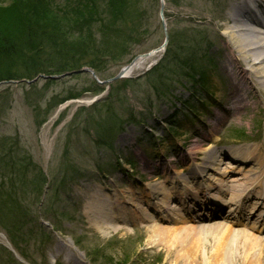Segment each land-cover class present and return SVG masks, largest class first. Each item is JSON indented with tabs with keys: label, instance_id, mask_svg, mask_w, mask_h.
I'll return each instance as SVG.
<instances>
[{
	"label": "rangeland",
	"instance_id": "1",
	"mask_svg": "<svg viewBox=\"0 0 264 264\" xmlns=\"http://www.w3.org/2000/svg\"><path fill=\"white\" fill-rule=\"evenodd\" d=\"M11 1L0 0V7ZM160 1L140 4L144 24L127 31L138 32H133L137 43L127 44L125 61L116 63L108 53L84 54L99 63L100 77L107 81L128 60L159 49L167 30L171 41L157 67L144 66L129 82L111 86L85 74L0 87V151L9 153L18 140L47 176L35 190L29 181L35 172L29 170L22 196L18 186L6 185L12 201L8 208L0 206V264H264V233L251 229L257 219L237 227L232 218L194 222L192 217L200 216L192 213L184 223L171 222L145 203L149 187H173L176 173H193L189 162H195V170L204 165L208 147L223 155L256 150L264 159V88L249 89L251 73L243 79L249 67L237 63L224 37L241 0H165V24L157 9ZM122 24L133 26L129 18ZM92 27L98 29L95 23ZM79 37L74 32L68 41ZM40 57L57 58L53 49ZM48 63L49 77L68 73H59V63ZM192 65L198 67L190 72ZM236 84L247 98L243 103L231 101ZM96 85L102 88L97 94ZM75 95L80 99L63 104ZM229 159L223 156L214 177L225 184L256 168ZM185 189L177 188L180 193ZM117 200L135 214H126L124 221L104 220ZM97 204L105 205L101 213ZM146 214L152 218L145 219ZM221 225L229 234L222 235ZM222 238L229 243L218 251Z\"/></svg>",
	"mask_w": 264,
	"mask_h": 264
},
{
	"label": "trees",
	"instance_id": "2",
	"mask_svg": "<svg viewBox=\"0 0 264 264\" xmlns=\"http://www.w3.org/2000/svg\"><path fill=\"white\" fill-rule=\"evenodd\" d=\"M100 3L105 4L103 10ZM139 3L137 0H88L82 3L76 0H12L7 7H0V84L10 80L32 81L42 74L48 76L50 60L59 63L61 74L85 66L99 71V63L87 59L89 57L85 53H108L114 55L116 63L125 61L127 44L133 40L137 43L133 32L138 31H127L136 29L141 22L144 12ZM126 18L132 21L130 28L123 27L122 22ZM94 23L98 27L95 31ZM74 32L82 34V37L70 43L68 37ZM134 46L129 49L133 50ZM52 49L56 59L40 57L42 52ZM15 144L9 153L0 151V206L7 208L12 199L6 192L9 191L6 185L18 186L17 195L22 196L25 194L23 178L27 177L29 170L34 172L31 155L21 149L18 140ZM6 165L10 166L9 170H4ZM29 181L37 190L46 179L39 170L31 173Z\"/></svg>",
	"mask_w": 264,
	"mask_h": 264
},
{
	"label": "bare ground",
	"instance_id": "3",
	"mask_svg": "<svg viewBox=\"0 0 264 264\" xmlns=\"http://www.w3.org/2000/svg\"><path fill=\"white\" fill-rule=\"evenodd\" d=\"M228 22L233 26V28L227 29L224 32V37L231 42L232 48H234V52L237 54L235 58L237 63L239 65L244 64L245 67H249L250 69H248V74L246 72L247 70H244L246 72L244 74L246 75L243 76V79H245L246 76L251 73V76L246 78V80L249 81V89L253 90L255 87H257V89L259 88L258 90H260V86L264 88V0H241L239 7L235 8L233 17L228 19ZM254 58L257 60V62L254 60ZM144 66H148V63L146 62L138 63V65L136 64V66L132 69L133 71L131 74L143 68ZM240 91H242L241 85L236 84L235 92L231 93L232 102H236L237 104L243 103L244 100H247V98L245 99V95L242 94L241 96L239 94ZM203 153L206 154L207 158L204 165H199L201 172L194 176L191 175L189 179H193V183L195 185H199L200 188H202L201 194H206L205 201L202 202L199 200V191L194 192L193 189L189 201L194 202L195 207L202 211L205 209L204 207L206 203L210 202L209 205L212 204L213 206L217 207V204L221 203L220 201H222L220 208L216 209L218 211L216 214L220 217L222 212L221 210H223L221 215L223 219H230L231 214H229L226 209L234 207L232 212L233 214L238 213V216L233 218L240 219L238 221L235 220V224L238 226L245 224V221L241 222V220L244 219V216H246L243 215V212L248 211L247 219H250L251 217V219L256 218L257 222L259 221L261 223L260 227L254 224L252 229L257 230L259 233H264V210H262L264 208V159L263 161L261 159L263 156L258 154L256 150L251 151L249 149H243L241 151L231 150L228 152V154L230 153L229 155L224 154L231 159L233 164L244 166L245 168L251 167V165L256 166L255 169H251V171L248 172L249 175L245 176V178H241L239 180L237 179L232 182L230 181L228 182L229 184H225V181H218L216 178H214L215 176H219V173L216 174V170H220L221 166L224 165L221 164L223 163L222 158L224 155L219 154V152L217 153L216 150L211 147H208L205 151H203ZM231 172L234 173L233 169H231ZM184 180L185 179L182 178L178 173L175 180L172 181L173 187H149L146 191L148 192V194L146 193L147 200L144 199L146 200L145 203L147 204V207H152L154 210L158 209L157 211L163 214L165 220L184 223V219L187 217V212L189 211L180 209L177 205L178 203L176 204L175 201L171 202V200L179 196L177 185H183ZM214 189L215 191H213ZM255 189L256 194L254 195L255 191L252 193V190ZM188 193L189 191H187L185 194L183 193L184 195L181 194L184 196L183 203H185V200L188 199ZM117 202L118 204L113 206L110 212H108V215L103 216L104 220L109 217V219L112 221L113 219L116 221L120 218L122 221H124V219H127L126 214L133 213L126 208L122 200H117ZM147 207L145 210L146 212L150 213L151 210L147 209ZM97 208L98 211L96 212L101 213L102 210L105 209V205L102 204L98 206L97 204ZM168 210H170L173 215L172 213L167 212ZM179 210L182 212L178 213ZM110 213L112 214L109 215ZM147 217L148 219L152 218L150 215L146 214L145 219ZM207 218V216H203V219H195V222L197 221L200 223L201 221H206ZM189 219H191L190 216H188V220ZM152 220L157 222V219H154V217ZM220 227V230H224L222 231V235L229 234V231L225 225H221ZM245 237L246 239H251L248 234H246ZM228 243L229 242H227V240L225 241L223 238L220 239L218 251H221L222 248L224 250Z\"/></svg>",
	"mask_w": 264,
	"mask_h": 264
},
{
	"label": "water",
	"instance_id": "4",
	"mask_svg": "<svg viewBox=\"0 0 264 264\" xmlns=\"http://www.w3.org/2000/svg\"><path fill=\"white\" fill-rule=\"evenodd\" d=\"M162 8H163V6H162ZM163 11H164V8L162 9V12H163ZM149 56H150V55H149ZM149 56H146V57H149ZM129 68H130V67H128L127 69L121 71V72L118 74L117 80L120 79V78H122V77L124 76V74H125L126 72H128ZM85 72H91V71H89L88 69H85L84 71H81V73H85ZM91 73H92V72H91ZM93 76H94V75H93ZM95 77H96V76H95ZM53 78H54V79H63L64 76H57V77L53 76Z\"/></svg>",
	"mask_w": 264,
	"mask_h": 264
}]
</instances>
